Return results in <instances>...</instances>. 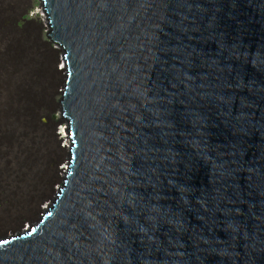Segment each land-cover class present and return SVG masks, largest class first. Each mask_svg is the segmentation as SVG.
I'll list each match as a JSON object with an SVG mask.
<instances>
[{"label":"water","instance_id":"water-1","mask_svg":"<svg viewBox=\"0 0 264 264\" xmlns=\"http://www.w3.org/2000/svg\"><path fill=\"white\" fill-rule=\"evenodd\" d=\"M45 6L76 152L0 264H264V0Z\"/></svg>","mask_w":264,"mask_h":264},{"label":"bare ground","instance_id":"bare-ground-1","mask_svg":"<svg viewBox=\"0 0 264 264\" xmlns=\"http://www.w3.org/2000/svg\"><path fill=\"white\" fill-rule=\"evenodd\" d=\"M40 2L47 16L45 20L47 24L44 27L47 28L48 41L45 44L57 52V58L38 60L35 55L32 56L34 52L29 50L27 52L26 45L21 42L6 50L8 54L3 58L4 64L10 61L9 66H12L16 72V74L13 73L15 79H12V83H7V76H4L7 71L0 69V172L2 176L3 170L10 169L14 172L11 179L0 183V187L3 191V199L9 201L7 212L10 210H17L15 211L17 214L24 210L28 212L23 215L20 213L22 217L18 216L17 219L10 221L13 225L10 229L19 226L18 231L0 235V238L8 240L16 237L13 242L28 236L31 229L25 231L24 228L27 225H31L37 231L43 220L55 209L66 189L77 145L72 139L75 137L73 119L65 116L63 104L70 84V65L66 58L69 53L61 43L54 41L52 34L55 30L47 10L49 8L45 6V0ZM29 8H31L30 0H23L19 9L12 8L11 2H0V43L5 38L3 34H7L12 28L21 31V22H28L26 15ZM8 21L10 24L7 25ZM18 47L21 52L14 51V48ZM57 74L61 84L57 88L60 100L56 103L53 94L58 82L57 79L53 81V77L56 78ZM8 77L10 79V76ZM57 113L61 116L60 120L53 119V115ZM43 125L49 127L51 137L54 131L56 139L61 135L58 134V128L62 125L67 126L65 131L69 136L70 145L64 146L63 142H58L59 149H64L62 151L65 153V161H63L66 164V167L63 165L65 168H60L62 163L58 162L59 159L54 156L57 148L51 142L50 136L48 139ZM44 153L47 158L45 157L41 162L40 157ZM55 171L57 174L54 177ZM44 173H46V179L42 181ZM1 180L0 178V182ZM25 221H28V224H24ZM6 229L5 226L0 227V231ZM7 245L9 244L0 247Z\"/></svg>","mask_w":264,"mask_h":264},{"label":"rangeland","instance_id":"rangeland-1","mask_svg":"<svg viewBox=\"0 0 264 264\" xmlns=\"http://www.w3.org/2000/svg\"><path fill=\"white\" fill-rule=\"evenodd\" d=\"M0 2H11L12 8H15L16 7V9L17 8L19 9L22 6V4H23V0H0ZM30 5H31V8L28 9L29 12H28V15H26V19H28V22H25V23L24 22H21V27H22V29H20L21 31L12 28V30H10V32L7 33L8 35L7 34H3L5 38H3V40L0 43V55L3 54L2 56H0V61H2V62H0V69H2L4 72L7 71V72H5L6 75H4V76H7V83H12L13 82V80L15 79L16 72H15V70L12 69L13 68L12 66H9L10 65V61L8 63L4 64V61H3L4 59L3 58H5L7 56V54H8L7 51L14 44L21 43V42L23 44H25L26 45V47H25L26 51L28 52V50H29L30 52H34V54L32 56L35 55V57L38 60H48V59L49 60L50 59L54 60L58 56L57 52L52 47H50V46H48V45L45 44V42L48 41L47 33H46L47 28L44 27V25L47 24V21H45L47 16H45V11H44V9L42 7V4H41L40 0H30ZM6 24L7 25L10 24V21H8ZM4 42H5V44H4ZM14 49H15L14 51L21 52V50L19 49V47L18 48H14ZM31 50H33V51H31ZM3 66L5 67V69L6 68H8V69L5 70ZM13 73H15V74H13ZM8 76H10V79H9ZM56 76H57L56 78H55V76L53 77V81L57 79L56 81L58 82V84L55 87L56 89H55L53 95H54V101L57 103L60 100V95L57 94V91L59 89H57V88L61 84V79H60V77H58V74ZM3 81H4V79H3ZM44 104H46V103H44ZM60 117L61 116L58 113L55 114V115H53V119L54 120L55 119L56 120H60L61 119ZM42 127H43V129L46 130V131L44 130V132L46 134H48V139H50V137H51L52 134L49 132V127L46 126V125H43ZM66 128H67L66 125H62V126H60L58 128V134L59 135L61 134L58 137V139L55 138L54 131H53V137H51L52 138V141L51 142L54 144V146L57 148V150H59V151L56 150V153H55L54 156L59 159L58 162H61L62 163V166H60V168L63 167V165H65V167H66V164H65V162H63V161H65V153L62 151L64 149H61V150L59 149L60 146H59L58 142L59 143L60 142H63V145L64 146L65 145H67V146L70 145L69 136L66 134V131H65ZM52 143H50V145ZM53 144L51 146H53ZM46 156H47L46 153L42 154V156L40 157L41 162L45 159ZM65 167H63V168H65ZM3 173H4V175L5 174L6 175L5 176L4 175L2 176V173L0 172V178L2 179L0 183L7 182L14 175V172H12L10 169H7V171L6 170H3ZM56 174L57 173L55 171L53 173L54 177L56 176ZM45 179H46V173L43 174L41 180L44 181ZM50 190H51V187L48 190L49 193H50ZM48 192H47V194H49ZM2 194H3V191H2V189L0 187V227L5 226V229L7 227L6 230H1L0 231V235L14 233V232L18 231V229L20 227L19 226H16V225H15L16 226L15 229L14 228L13 229H10V227L13 226L10 223V221H13L14 219H17L18 216L22 217V215L24 213L25 214L28 213L26 210H24V212L23 211L22 212L20 211V213L22 215L20 213L17 214V212H15L17 210H13L14 212L12 210H10L9 212H7L8 205H9V201L6 200V199H3ZM34 214H35V212L33 213V215ZM24 224H28V221H25Z\"/></svg>","mask_w":264,"mask_h":264},{"label":"snow or ice","instance_id":"snow-or-ice-1","mask_svg":"<svg viewBox=\"0 0 264 264\" xmlns=\"http://www.w3.org/2000/svg\"><path fill=\"white\" fill-rule=\"evenodd\" d=\"M47 207V206H45ZM49 215H51V213H49ZM31 229V231L28 232L29 235H31L32 233H35L36 229L31 227V225H27L25 226L24 230L25 231H28V229ZM16 239V237H13L12 240H8V239H3V238H0V246H3V245H6V244H10L12 243L14 240Z\"/></svg>","mask_w":264,"mask_h":264}]
</instances>
